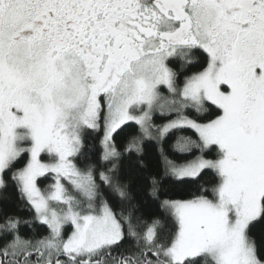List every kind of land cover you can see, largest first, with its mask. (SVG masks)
<instances>
[{
	"label": "snow or ice",
	"instance_id": "snow-or-ice-1",
	"mask_svg": "<svg viewBox=\"0 0 264 264\" xmlns=\"http://www.w3.org/2000/svg\"><path fill=\"white\" fill-rule=\"evenodd\" d=\"M0 264H264V0H0Z\"/></svg>",
	"mask_w": 264,
	"mask_h": 264
},
{
	"label": "trees",
	"instance_id": "trees-1",
	"mask_svg": "<svg viewBox=\"0 0 264 264\" xmlns=\"http://www.w3.org/2000/svg\"><path fill=\"white\" fill-rule=\"evenodd\" d=\"M0 210L8 212L13 211L14 206L10 203H3L0 204ZM252 232L256 236L257 240L259 241L262 237H264V222H259L253 225Z\"/></svg>",
	"mask_w": 264,
	"mask_h": 264
}]
</instances>
